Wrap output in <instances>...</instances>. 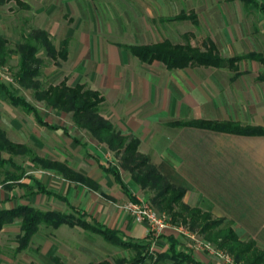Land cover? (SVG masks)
Here are the masks:
<instances>
[{"label":"crops","instance_id":"obj_1","mask_svg":"<svg viewBox=\"0 0 264 264\" xmlns=\"http://www.w3.org/2000/svg\"><path fill=\"white\" fill-rule=\"evenodd\" d=\"M97 1L106 2L107 10L111 7L112 13L106 14L110 18L105 19L104 13L97 11ZM256 1L257 5H246L242 0H173V4L165 0H4L0 2V36L11 47L19 45L32 30L46 32L57 50L66 42L67 59L62 61L58 73L61 81L71 87L84 85L101 94V115L116 131L138 140V152L169 183L184 190V205L224 221L240 241H251L264 251V135L172 125L208 121L264 130V0ZM109 2L119 6L118 12ZM220 2L232 5L225 10L214 9ZM97 12L105 25L99 26L94 20ZM190 14L196 17V24L189 19H176ZM86 19L95 22L93 30L80 28ZM69 23H73L72 27ZM197 31L202 33V51L203 41L210 40L224 59L248 54L259 58L219 67L190 65L168 70L157 61L141 63L120 47L163 41H189L194 47ZM172 37L184 42L174 43ZM39 115L55 128L41 126L51 134H45L47 139L48 135L56 138L52 144H46L49 151L43 158L49 157L87 176L97 190L63 177H25L19 183L27 185L28 190L19 183L10 190L1 185L0 205H8L0 209L32 206V199L43 197L47 202L55 200L66 208L84 212L124 239L136 243L149 241L153 253L165 252L168 237L173 236L177 250L190 256L186 264H223L196 251L190 240L172 231L148 236L147 224L135 222L121 207L133 200H149V194L143 193L128 172L119 168L118 182L104 170L119 167L114 153L75 128L70 113L53 110L49 117L52 120L40 112ZM67 116L68 125L64 124ZM40 146L44 149L43 144ZM35 181L50 194L36 193ZM16 189L20 190L18 195L13 194ZM49 210L56 211H42ZM3 230L0 264H98L117 259L113 250L119 248L95 233L67 225L39 229L27 249L3 253ZM89 233L99 236L110 247Z\"/></svg>","mask_w":264,"mask_h":264},{"label":"trees","instance_id":"obj_2","mask_svg":"<svg viewBox=\"0 0 264 264\" xmlns=\"http://www.w3.org/2000/svg\"><path fill=\"white\" fill-rule=\"evenodd\" d=\"M4 0H0L3 2ZM8 1V0H6ZM246 5H257L256 0H242ZM27 8V7H24ZM177 20L189 19L196 24L194 14L179 15ZM202 51L199 47H193L189 41L185 44H172L169 41L145 45V46H120L127 50L141 63L150 64L154 61L160 62L168 70L183 69L190 65L203 67H219L225 63H234L244 59H257L256 54H248L240 57L224 59L219 56L214 44L210 40L203 41ZM44 50L45 56L51 60L59 58L61 61L67 59L66 42H62L57 50L48 35L44 31L33 30L22 37V42L14 50L10 49L8 42L0 36V65L7 63L12 55H18V70L16 82L26 90H32L37 102L43 103L47 108L59 112L70 113L73 126L85 131L98 143L104 144L107 149L114 153L119 160V167L109 166L104 169L112 174L116 181L120 182L119 168L128 172L132 180L142 190L149 191L151 206L159 213H164L175 225L187 226L190 230L199 228V233L206 241L209 239L219 249H225L237 263L242 264H264V251L258 250L251 241L242 242L230 229L223 230L220 235H207L212 229V224L222 223V220L215 222H203L208 213L198 209H192L183 204L184 190L173 186L163 177L152 165L148 158L138 152V140L134 137L121 134L116 131L113 125L104 118L101 113V106L104 98L97 91L90 90L84 85L76 84L68 86L65 80L56 85L43 87L35 78L40 75V67L43 62L37 57V53ZM0 90L5 93L9 104L20 108L26 114L33 115L40 126L50 130L55 129L47 124L39 115L38 110L23 97L15 95L10 87L0 81ZM178 127H195L212 131L227 132L239 135H264L260 128H240L234 124H221L208 121H189L172 123ZM0 152L8 155L0 159V171L3 175L2 185L7 190L12 189L13 184H18L25 177H32L26 173L23 167L17 165L14 157L29 156L31 163H37V168L53 171L55 174L71 182H78L91 189L97 190L96 184L87 176H84L63 163L40 158L31 149L23 144H16L7 139L5 133L0 130ZM8 166V169H6ZM19 172L17 175L10 170ZM36 193L50 194L44 187L35 181ZM20 187L28 188L27 185L19 183ZM32 193V192H30ZM134 203V200L131 201ZM72 214L67 215L58 211H42L29 205H18L10 209H0V234L3 228L11 225L15 220L20 222V234L17 238L18 246L15 253L28 248L30 241L39 231L41 226L57 229L62 225L79 227L85 231L101 236L107 243L114 247L134 252V256L126 261L118 258L113 262L101 261L98 264H142L150 261L151 264H186L189 254L177 250V240L172 236L168 237L169 247L163 253L150 251V242L136 243L130 239H124L115 230H110L99 225L93 219H89L84 212L70 208ZM212 236V237H211Z\"/></svg>","mask_w":264,"mask_h":264},{"label":"rangeland","instance_id":"obj_3","mask_svg":"<svg viewBox=\"0 0 264 264\" xmlns=\"http://www.w3.org/2000/svg\"><path fill=\"white\" fill-rule=\"evenodd\" d=\"M165 1L168 4H169V1H170V3L173 4V0H165ZM109 3H112L110 5H112L114 10L116 9L118 12L119 6H117L114 2H109ZM107 5L108 4L106 2L97 1L95 3V6H96L95 8L98 9L97 11L104 13L105 19L110 18L106 14L112 13L110 10L111 7L109 8V10H107L108 9V8H106ZM231 5L232 4H230V3L228 4V3H221L220 2V4L218 6H215L216 8L215 7H213V8L216 10H220V9L225 10L228 7H230ZM166 7H168V6H166ZM13 8L17 9L16 7H13ZM134 8H135V6H134ZM177 8H178V6H177ZM179 8H182V6L179 5ZM135 9H138V7L136 6ZM98 16H101V15L97 12L94 20H96V22L99 24V26L101 25V23L103 25H105V23L102 22L104 20L103 16H101L100 20L98 19ZM18 17H19V15H18ZM80 24H81L80 28L82 30H89L90 31V30H93V28H94L93 25L95 24V22H92L91 19L90 20L88 19L87 21H83V23H80ZM69 25H70V27H72L73 23H69ZM195 34H196V37H195V39H193L194 40L193 44L195 46L199 47V46H201V41L203 40V37L201 35L202 33L200 31H197ZM110 40H120V39H110ZM172 40L174 43H183L184 42V40L182 38H176L175 37L173 39V37H172ZM9 47L12 50H14V48H15V47H11V46H9ZM44 52H45L44 50H41L39 53H37V57L42 60L43 64L40 67L41 72H40L39 77H37L35 79L38 80L43 87H46V86L52 85V84L56 85L57 83L61 82V78L58 76L59 75L58 73L61 72L60 67H61L62 61L59 58H56L55 60H51L48 56H45ZM18 61H19V57H18V55L15 54V55H12L8 59L6 64L0 65V67H2L5 70V73L9 77L8 81L3 80L2 83L7 85L8 87H10V89L12 90V92L15 95L23 97L29 103H31V105H33L38 110V112L41 113V115L43 117L45 116L48 120H52L49 117H50V115H52L53 110L47 108L43 103L37 102L33 96L32 90H26V89L22 88L21 86H19L18 83L16 82L15 75H16V72L18 70ZM87 88H89V87H87ZM102 110H101V112H102ZM64 124H67V125L69 124V116H67V120H64ZM0 130L5 132L7 139H9L10 141H12L14 143H19V144H23V145L27 146L29 149L34 151L35 155L40 156V158H43L44 157L43 155L49 151V150H46V144L47 143L52 144L53 141H56L55 137L51 138L50 137L51 134H49L48 132H46V130H43L41 128V126L37 123V121L35 120L33 115L26 114L20 108H15V107L11 106L9 104L8 100L6 99L5 95L2 94L1 92H0ZM45 134H49L50 136L48 135V137L50 139H47ZM42 140H44V141H42ZM35 143L37 144L36 146H35ZM40 144H43L44 149H42ZM50 153L52 154V152H50ZM7 157H8L7 154L0 152V159L7 158ZM44 159H46V158H44ZM48 160H49V157H48ZM14 161L17 165L23 167L27 174H29L30 176H33V177H38L39 179L41 178V180H44L45 177H49L52 180H56L57 177H61V176L55 174L53 171H46V170H42L40 168H37L38 164L37 163H31L29 156H17V157H14ZM6 169H8V166H6ZM9 170H10V168H9ZM10 171L13 174L15 173V175H17L19 173V172L12 170V169ZM3 178L4 177L0 171V193L2 192V186H1L2 182L1 181ZM47 187H49V186H47ZM49 188H52V187L50 186ZM19 191H20L19 189H16L13 192V194L18 195ZM143 193L149 194V197H148L149 200H147V198H146V201H141V202H144L148 205H151L150 204V198H151L152 194L149 191H144ZM31 201H32L33 207L41 209V210L54 209L56 211H59L61 213L67 214V215H70L73 213L71 209L66 208L62 203H57V201H55V200L52 201L53 204H51L52 202H47L46 199L43 197H39L37 200L32 199ZM6 205H8V204H6ZM6 205L1 204L0 208L2 206L6 207ZM198 210H200V209H198ZM200 211L203 212L202 210H200ZM203 213H207V212H203ZM202 221L203 222L208 221V222L213 223L216 221V219L212 218L211 216H207ZM19 226H20L19 220H15V222L13 224L6 226L5 229L3 230V233L1 235V249H2L3 253L4 252L5 253H14L13 252L14 249L17 248V246H18L17 238H18V235L20 234ZM43 229H44V226H41L40 231ZM226 229L230 230L231 228L224 221H222L221 224L215 223V224H212V229L209 232H207V235L211 234L214 237L217 234L220 235L222 233V231L223 230L225 231ZM194 231L197 232V234L199 236L203 237L199 233V228L194 229ZM89 235L96 237L98 240H100L102 243H104V245H107L108 247H110V245L105 243L102 240V238H100L99 236L94 235V234H90V233H89ZM179 237H183V236H179ZM71 238L74 239L76 237L71 236ZM183 238H185V237H183ZM242 242H244V241H242ZM209 243L212 244V241L210 239H209ZM222 250L227 252L225 249H222ZM113 254H115L117 259L123 258L126 261H128L129 259H131L134 256L133 251L123 250L120 248L114 249Z\"/></svg>","mask_w":264,"mask_h":264},{"label":"built area","instance_id":"obj_4","mask_svg":"<svg viewBox=\"0 0 264 264\" xmlns=\"http://www.w3.org/2000/svg\"><path fill=\"white\" fill-rule=\"evenodd\" d=\"M8 81L9 77L5 73V70L0 67V81ZM122 210L128 213L135 222L147 224L146 234L148 236H158L165 231H172L178 236H183L190 240L196 251L206 253L212 257H215L223 262V264H242L234 261L233 257L220 250L208 241L199 237V235L190 230L184 225H175L170 222V219L164 213H159L151 205L142 202H127L123 205Z\"/></svg>","mask_w":264,"mask_h":264}]
</instances>
